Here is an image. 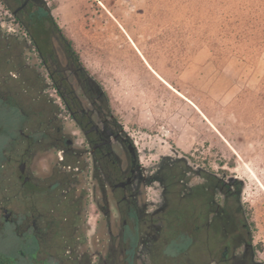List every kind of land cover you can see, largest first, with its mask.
<instances>
[{"label":"flooded vegetation","instance_id":"flooded-vegetation-1","mask_svg":"<svg viewBox=\"0 0 264 264\" xmlns=\"http://www.w3.org/2000/svg\"><path fill=\"white\" fill-rule=\"evenodd\" d=\"M2 115L0 264H264L244 180L130 128L45 0H0Z\"/></svg>","mask_w":264,"mask_h":264},{"label":"rangeland","instance_id":"rangeland-1","mask_svg":"<svg viewBox=\"0 0 264 264\" xmlns=\"http://www.w3.org/2000/svg\"><path fill=\"white\" fill-rule=\"evenodd\" d=\"M45 1L130 128L165 135L244 180L264 252V53L216 67L169 0Z\"/></svg>","mask_w":264,"mask_h":264},{"label":"trees","instance_id":"trees-1","mask_svg":"<svg viewBox=\"0 0 264 264\" xmlns=\"http://www.w3.org/2000/svg\"><path fill=\"white\" fill-rule=\"evenodd\" d=\"M169 1L189 39L216 67L232 56L255 58L264 53V0Z\"/></svg>","mask_w":264,"mask_h":264},{"label":"crops","instance_id":"crops-1","mask_svg":"<svg viewBox=\"0 0 264 264\" xmlns=\"http://www.w3.org/2000/svg\"><path fill=\"white\" fill-rule=\"evenodd\" d=\"M146 65V64H145ZM148 68V67H147ZM151 70V69H150ZM154 71V70H153Z\"/></svg>","mask_w":264,"mask_h":264}]
</instances>
